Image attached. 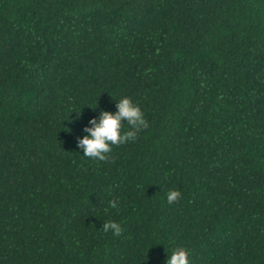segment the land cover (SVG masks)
Listing matches in <instances>:
<instances>
[{"label": "trees", "instance_id": "16d2710c", "mask_svg": "<svg viewBox=\"0 0 264 264\" xmlns=\"http://www.w3.org/2000/svg\"><path fill=\"white\" fill-rule=\"evenodd\" d=\"M120 95L148 126L84 157ZM177 245L264 264V0H0V264H164Z\"/></svg>", "mask_w": 264, "mask_h": 264}, {"label": "clouds", "instance_id": "9594fccd", "mask_svg": "<svg viewBox=\"0 0 264 264\" xmlns=\"http://www.w3.org/2000/svg\"><path fill=\"white\" fill-rule=\"evenodd\" d=\"M114 100L115 110H102L98 117H91L89 124L85 126V134L77 140V148L82 149L80 153L84 157L107 160L113 146L134 141L148 126L144 110L130 95H120ZM179 196V189L172 188L167 191L166 200L173 203ZM118 204L119 198L108 201L109 208L115 209ZM101 229L105 233L111 232L113 236H119L123 230L122 224L114 219L104 220ZM164 264H192L191 250L183 245L172 247L167 252Z\"/></svg>", "mask_w": 264, "mask_h": 264}]
</instances>
